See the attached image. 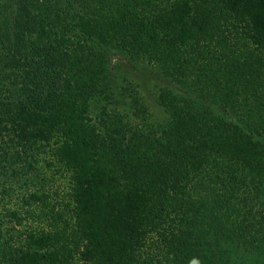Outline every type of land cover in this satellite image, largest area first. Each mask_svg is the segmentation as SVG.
Segmentation results:
<instances>
[{"label":"trees","instance_id":"16d2710c","mask_svg":"<svg viewBox=\"0 0 264 264\" xmlns=\"http://www.w3.org/2000/svg\"><path fill=\"white\" fill-rule=\"evenodd\" d=\"M0 264H264V0H0Z\"/></svg>","mask_w":264,"mask_h":264},{"label":"rangeland","instance_id":"374dc122","mask_svg":"<svg viewBox=\"0 0 264 264\" xmlns=\"http://www.w3.org/2000/svg\"><path fill=\"white\" fill-rule=\"evenodd\" d=\"M112 61V73L115 78L123 84L126 81L128 83L131 82L133 87L135 86L141 92L142 96L150 102L157 86L164 81L158 77L156 71L142 63L134 62L120 56L114 57ZM132 91L128 89L122 92L127 97Z\"/></svg>","mask_w":264,"mask_h":264}]
</instances>
